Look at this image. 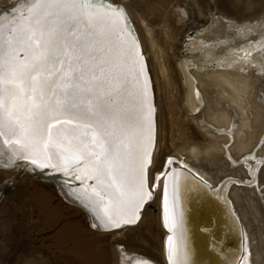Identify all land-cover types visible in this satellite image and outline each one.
<instances>
[{"label":"rangeland","instance_id":"rangeland-1","mask_svg":"<svg viewBox=\"0 0 264 264\" xmlns=\"http://www.w3.org/2000/svg\"><path fill=\"white\" fill-rule=\"evenodd\" d=\"M113 1L127 8L147 57L157 104V149L149 166V188H159L151 192L136 224L104 231L93 227L85 209L70 202L54 181L37 177L21 164L17 169L0 167V264H123L120 249L165 264L162 250L166 231L161 220L159 179L168 169V160L189 169L181 160L189 158L191 162L188 151L197 148L200 154L194 161L198 171L219 173L226 168V172L223 157L233 161L226 150L232 138L225 133L222 140V134H217L220 130L213 129L216 125L204 128L185 108L186 87L178 68L181 62L188 67L194 63L203 72L226 74L236 84L234 98L249 121V129L242 130L247 151L238 156L235 149L232 152L235 164L240 165L243 157L264 144L260 140L264 135V0ZM12 2L2 0L0 8ZM223 24L226 33H219ZM194 43H199L196 49ZM238 51L246 52L247 59L237 61L233 53ZM222 85L227 89V84ZM204 104L207 109L206 101ZM223 127L219 125L218 129ZM218 145L222 151L215 148ZM260 153L261 162L253 159L257 177L249 183V189L254 190L248 193L249 200L244 201L243 194L229 200L236 216L242 214L246 245L250 247L252 242L250 248L263 249L264 254V152ZM231 185L239 184L233 181Z\"/></svg>","mask_w":264,"mask_h":264},{"label":"snow or ice","instance_id":"snow-or-ice-1","mask_svg":"<svg viewBox=\"0 0 264 264\" xmlns=\"http://www.w3.org/2000/svg\"><path fill=\"white\" fill-rule=\"evenodd\" d=\"M93 3L32 0L7 22L8 34L0 21V136L38 167H58L55 149L71 179L99 185L93 194L108 198L103 216L119 226L134 222L144 201L142 135L151 138V106L137 43L123 35L125 12ZM55 125L70 126L62 140L53 138Z\"/></svg>","mask_w":264,"mask_h":264},{"label":"bare ground","instance_id":"bare-ground-1","mask_svg":"<svg viewBox=\"0 0 264 264\" xmlns=\"http://www.w3.org/2000/svg\"><path fill=\"white\" fill-rule=\"evenodd\" d=\"M1 1L2 0H0V2ZM106 1L112 5L120 6V8L125 12L126 17H128V19L130 20L136 39L138 40L139 43L141 53L144 56V61L147 67V74L150 80L148 85V101L151 106L150 136L151 138L152 136H154V140H153V149L151 152V157L149 159L147 158L146 162H145L146 156L144 157V167H143L144 201L143 203H141L139 209L135 214V218H136L135 221L131 223H125L123 219H120L119 226H117L115 223L108 222L107 218L103 216V212L101 211L103 204L107 203L108 198L105 197V200L101 202L99 201V198L93 194V188L99 191V185H97L95 181L93 187L92 186L88 187L87 182H85V187L81 188L83 190H75L70 186L61 183L57 179L50 177V176H55L53 175V173H49L51 170L54 171L55 173L61 171L62 161L60 160L59 156L56 154L55 149L51 150L52 163L58 165V167L55 168L52 167L51 170H46V169L42 170L40 169L41 167L33 165L32 163H18V164L15 163L18 154H26L29 152L26 149L21 148L20 145L12 144V143H4L6 138L7 139L10 138L5 136H0V167H2L3 169H17L19 167V164H21L20 166H23L25 168L28 167V169L33 172L40 171L41 173L47 175L48 178L47 177L43 178L45 179V181L46 180L54 181L57 184V187H59V190L62 192V194H64L65 197L70 200V202H72L77 206L80 205L85 209V212L88 215H90L92 219L93 227H96L104 231H114L119 228L123 229V227H126L128 225L136 224L140 216L143 215L141 213L143 212L142 210L146 206L145 204L151 198L150 196L151 192L154 194L155 190L159 188L158 187L159 185L157 186L155 185L156 187H154L152 191L149 189L148 177H149L150 167H147L146 165L149 160L150 163L152 164L153 161L152 157L153 154H156L155 150L157 149V144H156L157 104L155 103V99H154L155 95L153 92L154 89H153L150 71L148 69L147 57L143 52V47L141 44L140 37L137 33V30L131 18L128 15L129 14L128 10L122 4H116L118 2H115L113 0H106ZM125 1H130V0H125ZM31 2L32 0H24L23 3L22 0H14V4L12 6L13 8L11 7L12 9L10 8L11 10L8 12L9 13L13 12V10L14 11L15 9L17 10L24 4L30 5ZM93 7H99V6L93 5ZM6 16L7 14L3 11V9H0V21L5 22ZM119 23H120V27L123 28L124 27L123 21L120 20ZM10 26L11 25H8L7 27L5 26L4 28L5 34H8ZM224 26L225 25L223 24V26L219 28L218 30L219 33L221 31L222 32L224 31V33H226ZM127 29L125 30L123 35L127 38L128 43L131 44L133 40L130 38V34L128 32L129 29L128 31ZM223 39L224 38H222V41ZM193 45L195 46L196 49L199 43H194ZM206 48L209 49V47ZM139 52L140 51L138 47H136V57L138 60H140L141 64L143 65L142 59L139 58ZM233 55L237 61H242L247 59V54L244 51H240V52L238 51L236 52V54L233 53ZM201 61L202 60H199V62ZM244 62L241 63L244 64ZM193 65L194 63H192V65L188 67L185 66L183 62H181V64L179 63L178 66V68L179 67L181 68L184 85L186 87L184 106L187 109V111L190 112V115L193 118L196 119L198 118L197 120H199L202 124H204L203 125L204 128L208 127L209 124H211V126L216 125V128L213 127V129L220 130L219 131L220 133L216 132L217 134H222L219 138L225 140V136H223V134L225 133L227 136L229 135V137L232 138V143L230 145L228 143L229 146L223 145V147L226 146V150L228 149L227 156L228 158H230L229 160L231 161L233 160V161L227 162L224 160L223 157V161L227 164L228 170H226L225 172L224 169L226 168H223V170H220L219 172L220 174H219L216 171L213 173L207 171V173H205V171L201 172L197 170L195 163L196 160L194 161V159H196L200 154V151L197 148H192L190 151H188V155L190 157H193V160L191 162H190L191 159L190 160L189 158L182 159L181 157L180 158L182 159L181 160L182 163L180 161H175V163L178 162L179 164L180 162L189 169L179 166L178 164H176L178 166H175L173 165L172 159L168 160V165H169V166L167 165L168 169L167 171L165 170L166 172L163 173L160 177V181H161L160 188L162 189L163 192V195L161 193V199H162L161 220L164 225V229L166 231L165 244L163 246L162 256L164 258L165 264H211L212 261L217 257H218L217 262H219V264L221 263L230 264L229 259L234 254V249L231 246L234 235H233V229H231L230 222L226 218V213L224 212V210L222 211L221 209V215L220 213L215 212V210H217L216 208L218 207V205L217 204L215 205V203L219 202L218 200L219 198L216 197V195H213V199H212L213 201H211V203L214 205L205 203V200H199V197H201V195L198 194L199 192L197 190V187L193 186L192 181L191 179H189V177L195 179V181L197 180L199 183L206 185V187L209 189H218L219 193H221V198L228 201L230 207L233 210V213L236 216L233 205L229 199L236 197L237 194H243L244 201L249 200L248 193L254 191L253 189H249L250 181L255 182L257 177L255 174V168H256V166L254 165L255 161H253V159L258 160V162H261V159L259 158H261L262 156L259 154H261L260 152H264V144H263L264 135L262 136L263 138L260 139V140L263 139L262 148L261 146H257L254 153L251 152L250 155H246L245 157H243L240 165L235 164L234 158L232 159V155H233L232 152L234 151L235 153L236 150L237 151L236 155L238 156L239 154L245 153V151H247L248 145L247 146L244 145L245 142L242 139L243 137L242 130H244L243 128L249 129L248 126L249 121L244 118L243 116L244 113L242 110H239V104L237 100H235L236 98H234V92L236 91L234 87L236 84L233 82L231 77L227 76L226 74H221L213 71L203 72L202 70H200V68H197L198 65L196 64L194 66ZM162 71L163 73H165V68L163 66H162ZM140 82L141 84L147 82V75L145 69L143 71V74L141 75ZM222 83L227 84V89L225 87H222L223 86ZM205 101L208 105L207 109H204ZM231 123L233 124L232 127L233 130L231 129L232 126ZM219 125H224V127L222 129H218ZM69 127L70 126L68 125H59L58 127L54 128V130L52 131L53 138L62 140L65 135L63 129ZM152 127L154 128L152 129ZM151 138L149 139V133L147 131L143 133L142 147L144 149L148 150L150 145L152 147ZM233 143L235 146L232 145ZM218 147L220 146L218 145L215 148L220 151L222 146L220 148ZM222 150L223 149H221V151ZM204 152H203L204 154H207L208 149L206 148ZM144 173H146V176L144 175ZM246 177L248 178L247 180L245 179ZM60 178H62L61 175ZM204 179L209 180L213 185L216 184V186L214 187L213 185L207 183ZM233 181L237 182L239 185H231ZM226 183L228 184L226 185ZM230 185L233 187L229 188ZM258 185H260V183ZM191 190L195 194H198L196 198L194 193L190 195ZM125 207L127 208L128 206L125 205ZM218 210L220 211L219 208ZM122 215L127 216L128 213L125 212ZM97 217H100V219L98 220ZM236 219L239 222V226L242 232L241 252L239 255V260L236 264H248L249 261H250L249 264L264 263L263 249H256V247L252 249L250 248L253 244L252 242H250V247H248L245 243L246 240L244 237L245 234L247 233V228L243 227L244 224L241 221L242 214L240 213V217L236 216ZM262 240L263 238H261V241ZM120 253H121L120 259L123 264H138V262H141V264H159L156 261H152L151 258H147V257L144 258L141 255L139 256V254L137 253H129V252L125 253L122 252L121 249H120Z\"/></svg>","mask_w":264,"mask_h":264},{"label":"water","instance_id":"water-1","mask_svg":"<svg viewBox=\"0 0 264 264\" xmlns=\"http://www.w3.org/2000/svg\"><path fill=\"white\" fill-rule=\"evenodd\" d=\"M13 3H11V5H9L8 7L6 8H3V11L7 14L6 16V21H5V26L7 27L9 24L7 23L8 21L12 20L13 18L15 17H18V13L19 11L21 10V8H25L27 6H30L29 4H24L22 5L20 8H18L17 10L15 9V11L13 10V12H8L10 11L13 7ZM110 3H108L106 0H94V3L93 5L94 6H99V7H106L107 5H109ZM112 5V4H111ZM113 7H120V6H117V5H112ZM12 7V8H11ZM11 8V9H10ZM2 9V8H0ZM127 18V21H128V29L127 31L129 32L130 34V38L134 41H136L137 43V47L139 49V58L142 59L143 61V65H144V69H145V72H146V75H147V83L149 85V76L147 74V67H146V64H145V61H144V56L142 55L141 53V50H140V46H139V43H138V40L136 39V36H135V33H134V30H133V27L131 25V22L130 20ZM21 55H23V53H21ZM146 77V76H145ZM59 125H55L51 131L54 130V128L58 127ZM153 126V125H152ZM154 127H152L153 129ZM153 140H154V136H152L151 138V143H152V147L151 145L149 146V149L147 150V155H146V158H145V162H146V159L150 158L151 157V152H152V149H153ZM150 143V144H151ZM151 147V148H150ZM150 150V151H149ZM149 152V154H148ZM31 157V154L29 153H26V154H18L16 160H15V163H30L29 162V158ZM147 167L150 166V160L148 161V163L146 164ZM146 167V168H147ZM40 169L42 170H51L52 167H47V168H44V167H41ZM37 177H42V178H45L47 177V175L41 173L40 171H34L33 172ZM49 173H53V175L55 176H50L52 178H55L57 179L58 181H60L61 183L63 184H66L68 186H70L71 188L75 189V190H83L81 188L85 187V184L84 185H81L80 184V181H77V180H74V179H71V175H73L74 173H71L70 171L69 172H65L63 170V167H62V164H61V171L59 172H54V171H50ZM187 174V173H186ZM50 175V174H49ZM60 175L62 178H60ZM144 175L146 176V173H144ZM188 175V174H187ZM48 178V177H47ZM189 179H191L192 181V184L194 187H197V190H198V194L201 195V197H199V200H205V203H209V204H212L211 201H213V195H216V197H218L219 199V202L218 203H215V205L217 204L218 207L216 208L217 210H215V212H218L220 213L221 215V209L222 211L224 210V212L226 213V218L228 219V221L230 222V226H231V229H233V241H232V247L234 249V254L232 255V257L229 259V262L230 264H233V263H237L238 260H239V255H240V252H241V241H242V232H241V229H240V226H239V222L238 220L236 219V216L235 214L233 213V210L232 208L230 207L229 203L227 200L225 199H222L221 198V193H219L218 189H209L206 187V185L202 184V183H199L197 180L195 181V179L189 177ZM87 182V185H91L92 187L94 186V181H86ZM194 192L191 190L190 192V195H192ZM195 194V193H194ZM198 194H195V198L197 197ZM189 196V195H188ZM190 198V197H189ZM186 205V204H185ZM214 205V204H212ZM218 208L220 209V211L218 210ZM136 219V218H135ZM135 221V220H134ZM196 232V231H195ZM240 249V250H239ZM218 258V257H217ZM214 259L212 261L211 264H219L218 259ZM231 260V261H230ZM222 264V263H221Z\"/></svg>","mask_w":264,"mask_h":264},{"label":"flooded vegetation","instance_id":"flooded-vegetation-1","mask_svg":"<svg viewBox=\"0 0 264 264\" xmlns=\"http://www.w3.org/2000/svg\"><path fill=\"white\" fill-rule=\"evenodd\" d=\"M149 172H150V169H149ZM160 180V179H159ZM148 185H149V177H148ZM150 189V188H149ZM162 195H163V192H162ZM146 206H147V204H146ZM146 206H145V208H146ZM161 212H162V199H161ZM145 208H144V210H145Z\"/></svg>","mask_w":264,"mask_h":264}]
</instances>
